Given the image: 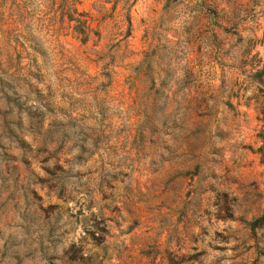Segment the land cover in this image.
<instances>
[{
	"label": "rangeland",
	"instance_id": "1",
	"mask_svg": "<svg viewBox=\"0 0 264 264\" xmlns=\"http://www.w3.org/2000/svg\"><path fill=\"white\" fill-rule=\"evenodd\" d=\"M264 0H0V264H264Z\"/></svg>",
	"mask_w": 264,
	"mask_h": 264
},
{
	"label": "trees",
	"instance_id": "2",
	"mask_svg": "<svg viewBox=\"0 0 264 264\" xmlns=\"http://www.w3.org/2000/svg\"><path fill=\"white\" fill-rule=\"evenodd\" d=\"M260 150L263 152V157H264V145L260 148Z\"/></svg>",
	"mask_w": 264,
	"mask_h": 264
}]
</instances>
